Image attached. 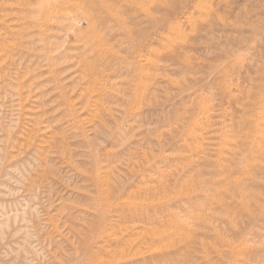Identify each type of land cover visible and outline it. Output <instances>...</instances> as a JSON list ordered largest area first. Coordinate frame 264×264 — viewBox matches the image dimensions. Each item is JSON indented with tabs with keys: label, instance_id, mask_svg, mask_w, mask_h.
Here are the masks:
<instances>
[{
	"label": "rangeland",
	"instance_id": "374dc122",
	"mask_svg": "<svg viewBox=\"0 0 264 264\" xmlns=\"http://www.w3.org/2000/svg\"><path fill=\"white\" fill-rule=\"evenodd\" d=\"M0 264H264V0H0Z\"/></svg>",
	"mask_w": 264,
	"mask_h": 264
},
{
	"label": "bare ground",
	"instance_id": "6f19581e",
	"mask_svg": "<svg viewBox=\"0 0 264 264\" xmlns=\"http://www.w3.org/2000/svg\"><path fill=\"white\" fill-rule=\"evenodd\" d=\"M145 61H146V60H145ZM145 61H144V62H145ZM58 107H59V106H58Z\"/></svg>",
	"mask_w": 264,
	"mask_h": 264
}]
</instances>
